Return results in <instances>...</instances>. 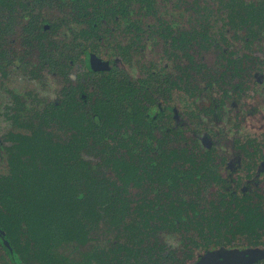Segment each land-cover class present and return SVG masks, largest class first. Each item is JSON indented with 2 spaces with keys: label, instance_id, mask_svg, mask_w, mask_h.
Segmentation results:
<instances>
[{
  "label": "flooded vegetation",
  "instance_id": "af4514ba",
  "mask_svg": "<svg viewBox=\"0 0 264 264\" xmlns=\"http://www.w3.org/2000/svg\"><path fill=\"white\" fill-rule=\"evenodd\" d=\"M94 1L0 3V51L5 59L0 55V75L6 74L0 79V99L4 102L0 112L5 105L11 106L12 111L16 98L29 111L31 122L34 118H49L52 126L59 122L53 119L66 115L65 110L55 115L46 113L51 104L65 101L88 111L99 97L100 79L105 78V86L110 77L118 79L117 118L153 121L151 130L156 140L146 149L138 147L141 156L159 162L188 158L200 164L197 180L202 186L200 201L205 217L200 229L206 233L216 224V214V226L223 237L208 244L206 238L200 237V245H196L188 238L195 231H187L188 237L182 236L181 241L179 234L184 229L172 234L159 230L135 236L128 229H114L99 235L105 238L103 246L108 256L125 261L123 250L115 251L114 256L109 252L117 247L112 245L128 240L130 245L138 246L143 240L144 245L151 246L150 255L158 264H177L175 258H188V254L191 258L185 264H194L207 252L218 249H247L255 255L244 264H264V63L251 67L247 76L233 81H228L224 73L230 75L229 69L238 66L244 54L238 52L226 33L234 29L254 33L263 26L247 31L229 25L222 27L220 19L217 23L201 19L196 9L208 6L217 11L215 1L211 4L204 0H156L148 12L137 2L128 6L133 10L128 16L123 11L105 15L110 4ZM95 4L101 12L100 18L93 21ZM77 10H81L80 15ZM205 31L216 38L203 41L200 33ZM190 46L200 50L212 47L209 62L213 68L206 71L189 62ZM179 56L187 57L186 64H175ZM37 107L41 108L38 114L33 112ZM254 118H258V126H254ZM2 119L9 122L0 114V122L4 123ZM130 125L125 129L137 137L147 135L143 125L138 124V130L134 123ZM27 128L25 133L30 136L45 133L43 127L29 132ZM64 129L57 138L64 136ZM157 143L161 146L157 147ZM173 149L179 153L176 157L169 154ZM148 183L146 180L143 184ZM146 234L156 237L147 239ZM159 241L165 245H159ZM173 241L181 246H174ZM201 242L206 246H201ZM258 251L261 254H256ZM10 256L0 239V264L44 263ZM62 262L65 261H59ZM69 262L105 264L99 259L77 257Z\"/></svg>",
  "mask_w": 264,
  "mask_h": 264
},
{
  "label": "trees",
  "instance_id": "16d2710c",
  "mask_svg": "<svg viewBox=\"0 0 264 264\" xmlns=\"http://www.w3.org/2000/svg\"><path fill=\"white\" fill-rule=\"evenodd\" d=\"M155 1L105 0L110 4L105 15L122 11L131 15L133 10L128 6L137 2L148 12ZM214 1L218 5L217 11L208 6L196 9L201 19L215 23L220 19L222 27L229 25L247 31L258 30L264 25V0ZM6 2L0 0L2 4ZM123 5H126L125 9ZM93 10L92 19L96 21L101 10L96 4ZM77 11L80 15L81 10ZM2 20L5 23V15ZM200 35L203 41L216 38L207 31ZM0 55L5 61L3 51ZM108 81L105 86V78L100 79L99 97L88 111L65 101L59 105L51 104L45 110L51 115L65 110L66 118L53 119L61 120L65 127L62 138L51 139L47 133L36 137L26 134L25 129L32 123L28 118L30 113L16 98V107L12 111L11 106L5 105L0 112L9 120L0 122V166L16 180L31 177L43 183L37 186L36 180L33 185H25L22 192L10 187L0 188V239L13 259L71 264L70 259L77 257L99 259L105 264H158L150 255L151 246L144 245L143 240L138 246L130 245L128 240L117 241L112 245L117 247L109 252L114 256L115 251L123 250L126 260L110 258L103 246L105 238L101 239L99 235L123 228L130 230L133 236L159 230H169L168 234H172L184 229L185 232L179 234L181 241L182 236L188 237L187 231H195V235L192 232L188 237L195 243L200 237L206 238L207 244L215 239L219 242L223 237L216 226L219 221L216 214L213 217L216 224L206 233L200 229L205 220L200 201L202 186L197 180L201 165L188 158L169 162L144 159L138 147L146 149L156 140L151 130L152 118H117L120 114V81L111 77ZM105 90H108L107 96ZM48 119L40 118L39 122L49 123ZM130 122L137 130L138 124L143 125L148 130L147 135L137 137L133 131L125 129L131 126ZM169 154L176 157L179 153L173 149ZM31 159L28 168L27 162ZM48 161L59 165L50 181ZM146 180L149 183L144 185ZM130 182L133 184L129 185ZM146 236L147 239L156 237ZM107 241L111 243L110 239ZM159 245L165 244L159 241ZM201 246L206 244L201 242ZM182 252L185 255L186 252ZM190 255L188 258L179 255L175 261L185 264ZM61 260L65 262L59 263Z\"/></svg>",
  "mask_w": 264,
  "mask_h": 264
},
{
  "label": "rangeland",
  "instance_id": "374dc122",
  "mask_svg": "<svg viewBox=\"0 0 264 264\" xmlns=\"http://www.w3.org/2000/svg\"><path fill=\"white\" fill-rule=\"evenodd\" d=\"M204 2L212 4L214 3V0H204ZM226 36L237 47L238 52L240 51H241L240 53L244 52V54H242V57H243L242 62L239 63L238 66H235L234 68L229 69L230 75H228L229 74L228 72L227 73L226 71L224 72L225 77L227 76L228 81H233L235 78L240 79L242 77H245L250 73L251 67L253 68L257 64L261 65L264 63V25L259 31H256L254 33H246L242 30L234 29V30L227 32ZM212 51H213L212 47L211 48L208 47L204 50L202 49L200 50L198 47L190 46V49L188 51L189 52V62H192V64L206 71L210 70L211 68H213V66L209 62V58L211 56L210 53ZM187 61L188 59L186 56H179L178 63L175 62V64L178 66H181L184 63L186 64ZM49 86H51L52 88L54 87V84L53 83L49 84ZM44 88L45 86H43L41 90ZM52 90H56V87L55 89H51V91ZM50 96L51 98H53L54 93ZM3 103H4L3 100L0 99V109L2 108ZM33 112L38 114V112H41V108L40 107H37V109L34 108ZM39 121H40V118H34V121L30 124L31 128L29 126L26 131L29 132L30 129L32 131H36L40 127H43L45 129V131L43 132L51 135V139H56L58 136H60V133L62 129L64 128V125L62 124L61 120H57L59 122L52 123V126L50 125L51 122L49 123L47 122L44 125H42ZM253 123H254V126H258L260 124L258 118H254ZM46 146L47 145L44 144V147ZM33 159L27 162L28 168L31 167L30 164ZM48 162L51 167V170L49 171V174H48L49 177L51 178V179L49 178L48 181H50L54 178L55 172L59 170L58 169L59 165L56 162H51V161H48ZM9 173L10 172L7 171L3 166H0V188L10 187L11 189H17L18 191L22 192L21 190H23L22 188L25 185H28V184L33 185L36 180H38V184H39L37 186H41L43 184L42 180L38 178L34 179L31 177L25 180L23 179L19 181V180H16L15 177L13 178V175L11 177ZM172 244L174 246H181V244L178 243L177 241L176 242L173 241Z\"/></svg>",
  "mask_w": 264,
  "mask_h": 264
},
{
  "label": "water",
  "instance_id": "95a60500",
  "mask_svg": "<svg viewBox=\"0 0 264 264\" xmlns=\"http://www.w3.org/2000/svg\"><path fill=\"white\" fill-rule=\"evenodd\" d=\"M256 254H261V252L258 251ZM243 255H246V257ZM254 255V252L247 249H218L207 252L194 264H244V261H247L248 258Z\"/></svg>",
  "mask_w": 264,
  "mask_h": 264
}]
</instances>
